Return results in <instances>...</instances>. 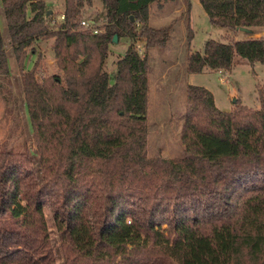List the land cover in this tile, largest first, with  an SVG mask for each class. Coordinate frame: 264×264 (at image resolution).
<instances>
[{"label": "trees", "instance_id": "1", "mask_svg": "<svg viewBox=\"0 0 264 264\" xmlns=\"http://www.w3.org/2000/svg\"><path fill=\"white\" fill-rule=\"evenodd\" d=\"M153 1L100 0L92 33L79 25L91 0H62L58 21L43 0H0V74L9 52L34 145L0 149V264H55L43 201L61 264H264V84L257 108L228 111L187 85L182 157H148L146 51L168 39L148 25ZM196 1L210 25L264 29V0ZM113 37L129 44L106 72ZM37 40H51L57 70L39 79L38 56L22 66ZM225 41L188 52L186 74L264 64V36Z\"/></svg>", "mask_w": 264, "mask_h": 264}, {"label": "rangeland", "instance_id": "2", "mask_svg": "<svg viewBox=\"0 0 264 264\" xmlns=\"http://www.w3.org/2000/svg\"><path fill=\"white\" fill-rule=\"evenodd\" d=\"M50 14L49 20L58 21L62 13V0H43ZM148 25L167 28L168 39L161 47L147 49V148L148 157L178 159L182 157L179 131L184 115L185 87L198 86L212 95L214 106L221 111L231 108L235 102L257 108L256 88L264 84V64H248L238 61L227 72L203 71L186 74L185 59L188 52H201L207 39L225 43V37L235 40L264 36V29L240 31L222 29L210 25L196 0H157L147 8ZM80 21H92L96 29L105 24L104 9L100 0H91L82 9ZM191 40L186 43L187 34ZM0 36L6 44L7 36L0 12ZM51 40H37L34 54L26 51L23 71L31 68L38 56L36 77L57 73L50 50ZM129 44L126 38L115 40L109 46V56L104 70L111 72L115 59L122 55ZM139 55L143 54V42L135 43ZM7 73L0 74V149L34 150L32 132L23 104L18 68L14 57L7 52ZM219 77L222 79L220 81ZM233 100V102H232ZM43 216L53 249L55 264H61L55 228L46 202Z\"/></svg>", "mask_w": 264, "mask_h": 264}, {"label": "built area", "instance_id": "3", "mask_svg": "<svg viewBox=\"0 0 264 264\" xmlns=\"http://www.w3.org/2000/svg\"><path fill=\"white\" fill-rule=\"evenodd\" d=\"M60 19H62V16H60ZM79 25H80L81 29L89 30L92 33H96L98 31L96 29L95 25H94V22H92V21H85V22L84 21H80ZM135 49H136V53L139 54V49L137 48L136 45H135ZM219 79H220V81H222V79L220 77H219Z\"/></svg>", "mask_w": 264, "mask_h": 264}, {"label": "water", "instance_id": "4", "mask_svg": "<svg viewBox=\"0 0 264 264\" xmlns=\"http://www.w3.org/2000/svg\"><path fill=\"white\" fill-rule=\"evenodd\" d=\"M239 30H240V31H244V32H246V31L248 32V30H246V29H244V28H240ZM115 40H116V37H113V42H115ZM232 102H233V100H232Z\"/></svg>", "mask_w": 264, "mask_h": 264}, {"label": "crops", "instance_id": "5", "mask_svg": "<svg viewBox=\"0 0 264 264\" xmlns=\"http://www.w3.org/2000/svg\"><path fill=\"white\" fill-rule=\"evenodd\" d=\"M230 109V108H229ZM229 109L225 110V111H228ZM224 111V110H223Z\"/></svg>", "mask_w": 264, "mask_h": 264}]
</instances>
